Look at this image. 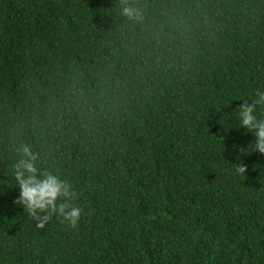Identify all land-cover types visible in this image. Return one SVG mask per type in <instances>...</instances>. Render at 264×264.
<instances>
[{
    "label": "trees",
    "instance_id": "trees-1",
    "mask_svg": "<svg viewBox=\"0 0 264 264\" xmlns=\"http://www.w3.org/2000/svg\"><path fill=\"white\" fill-rule=\"evenodd\" d=\"M258 89L264 0H0V264H264ZM21 144L75 226L18 202Z\"/></svg>",
    "mask_w": 264,
    "mask_h": 264
},
{
    "label": "clouds",
    "instance_id": "clouds-1",
    "mask_svg": "<svg viewBox=\"0 0 264 264\" xmlns=\"http://www.w3.org/2000/svg\"><path fill=\"white\" fill-rule=\"evenodd\" d=\"M120 11L122 15L132 20L142 17L141 10L128 2L123 4ZM254 96L252 103H241L238 106L239 122L245 129L253 131L256 148L264 154V119L258 120L254 114L256 106L264 104V90H256ZM16 151L20 153L19 159L13 165L14 175L20 188L18 202L37 219L55 213L75 226L81 215V209L71 203L76 199L77 193L68 181L52 172L43 171L37 174L36 153L28 144H21ZM243 170L241 167L240 171ZM58 198L63 199L58 201Z\"/></svg>",
    "mask_w": 264,
    "mask_h": 264
}]
</instances>
